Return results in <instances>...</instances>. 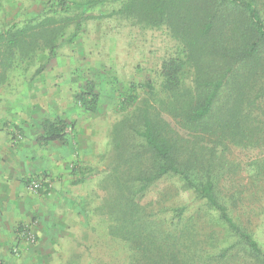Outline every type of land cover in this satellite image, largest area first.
<instances>
[{"label":"rangeland","instance_id":"374dc122","mask_svg":"<svg viewBox=\"0 0 264 264\" xmlns=\"http://www.w3.org/2000/svg\"><path fill=\"white\" fill-rule=\"evenodd\" d=\"M46 1L0 0V30L39 14ZM257 1L264 17V0ZM119 6L113 3L95 10L98 16L83 22L75 40L58 48L56 55L39 51L29 62L15 63L0 86L1 126L8 121L0 134L8 144L0 151V167L7 165L5 153L33 167L35 174L25 176L23 185L29 195L41 198L28 197L40 207L32 211L25 207L28 217L20 222L12 220L18 216L17 208L6 209L5 222L14 223L16 236L6 249L7 257L0 256V264H130L133 252L115 229L120 197L116 178L134 173L137 164L132 155L138 148L147 163L138 136L123 124L144 101L199 149L205 143H219L217 152L224 151L219 186L235 219L252 230L264 248V172L260 174L258 167L264 164V149L242 148L220 134L186 129L176 122L159 99L164 97L163 63L178 56L179 43L165 27H147L115 14ZM189 69L182 76L187 85L193 80L194 69ZM90 85L98 96L95 111L78 98ZM55 117L68 122L67 141L39 145L42 122ZM118 133L126 136V151L116 144ZM165 193L172 196L170 201L164 202ZM189 198L175 179H164L139 200L158 221L165 216L176 221L163 205ZM191 203L187 216L198 207L196 201ZM197 222L221 228L213 212L202 213Z\"/></svg>","mask_w":264,"mask_h":264},{"label":"trees","instance_id":"16d2710c","mask_svg":"<svg viewBox=\"0 0 264 264\" xmlns=\"http://www.w3.org/2000/svg\"><path fill=\"white\" fill-rule=\"evenodd\" d=\"M113 3L120 5L115 14L165 27L178 41V56L162 66L164 97L159 99L176 122L220 134L242 148L264 149V17L257 0H47L39 14L0 30V86L15 63L29 62L39 51L56 55L75 40L83 22L98 16L95 10ZM187 66L194 69L191 85L182 78ZM78 98L87 109H97L91 85ZM123 124L148 155L145 164L138 148L132 155L134 173L116 178L115 229L133 252L130 264H264V248L235 219L219 186L224 169L219 143L199 149L147 101ZM68 126L61 117L47 118L38 141L64 143ZM117 136L118 148L126 151V136ZM258 167L262 174L264 164ZM164 179H175L190 194L187 202L163 205L176 221L167 216L158 221L139 200ZM171 198L164 194V202ZM192 201L198 207L187 216ZM204 212L215 214L219 230L209 222L198 226Z\"/></svg>","mask_w":264,"mask_h":264},{"label":"crops","instance_id":"0c3cea01","mask_svg":"<svg viewBox=\"0 0 264 264\" xmlns=\"http://www.w3.org/2000/svg\"><path fill=\"white\" fill-rule=\"evenodd\" d=\"M1 122L2 121H0V134L5 132V128L8 121H3L4 127L1 126ZM37 142L39 145H46L50 143H42L40 141ZM0 144L3 145H0V151L8 149V144H6V141L5 143H3L0 139ZM9 146L12 145L9 144ZM5 157V162H7V165L4 166V169L0 167V215H2L0 216V256L6 258L8 254L6 249L8 245L14 240L15 235L14 223L9 224L5 222L6 209L17 208L18 216L12 220L15 221V219H17V221L19 220L20 222V220L23 221L28 217L29 212H26L25 207H27V209L31 208V211L33 210V208L35 209L40 207L39 203H30L28 201V197H34L35 199L39 200H41V198L39 196H35V194L29 195L23 185V178L27 175L33 176L36 170L33 167L31 168L27 165H23V163L21 161H18L17 159L14 160L12 155H6L5 153ZM5 184L10 187V189L8 188V190H3V186Z\"/></svg>","mask_w":264,"mask_h":264},{"label":"built area","instance_id":"2783aa9c","mask_svg":"<svg viewBox=\"0 0 264 264\" xmlns=\"http://www.w3.org/2000/svg\"><path fill=\"white\" fill-rule=\"evenodd\" d=\"M31 237V236H30Z\"/></svg>","mask_w":264,"mask_h":264}]
</instances>
